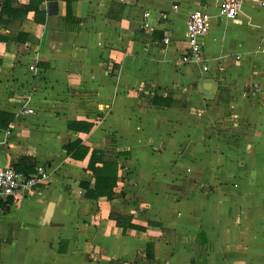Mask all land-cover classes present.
Here are the masks:
<instances>
[{"label": "crops", "instance_id": "1", "mask_svg": "<svg viewBox=\"0 0 264 264\" xmlns=\"http://www.w3.org/2000/svg\"><path fill=\"white\" fill-rule=\"evenodd\" d=\"M43 6L42 22L29 12L0 25V167L51 172L35 195L0 198V264H264V10L225 20L218 0ZM194 10L210 28L202 61L184 63ZM76 141L84 159L65 151ZM93 149L130 154L111 199L85 198ZM111 215L143 230L122 232Z\"/></svg>", "mask_w": 264, "mask_h": 264}, {"label": "trees", "instance_id": "2", "mask_svg": "<svg viewBox=\"0 0 264 264\" xmlns=\"http://www.w3.org/2000/svg\"><path fill=\"white\" fill-rule=\"evenodd\" d=\"M69 9L70 6L69 2L67 1V13L69 12ZM29 12L34 13V20L36 22H42L45 16L43 0H29L27 5L20 6L19 8L12 7L11 0H4L0 9V25L10 27L15 22L22 23L25 21L27 13ZM3 16H6L8 20H3ZM0 40L3 39L0 37ZM153 101L156 102V98ZM11 120L12 117H9V122ZM76 126H82V124L68 123L69 128H77ZM83 126L84 131H89L91 129V125L83 123ZM65 151L67 155H72L73 157L80 159H84L89 152L88 148L83 146L80 141H76L68 146H65ZM129 155V152L123 153L116 151L111 152L108 150H91L86 170L94 179V185L92 189H89L87 183L83 184V189H85V198L89 200H97L101 197L111 199L115 195L114 191L116 183L119 180L118 161L120 158L128 157ZM32 168V165H28L25 168H17L15 170L25 174H32L34 171ZM111 218L116 221V225L122 229V232H125L126 229H135L138 231L143 230L142 227L132 225L129 219L112 215Z\"/></svg>", "mask_w": 264, "mask_h": 264}, {"label": "built area", "instance_id": "3", "mask_svg": "<svg viewBox=\"0 0 264 264\" xmlns=\"http://www.w3.org/2000/svg\"><path fill=\"white\" fill-rule=\"evenodd\" d=\"M245 4H255L264 10V0H218L217 16L225 20H235ZM210 28L209 17L200 10L191 11L186 22L187 54L181 58L182 62H201L200 39L207 35ZM168 43V39L164 40ZM31 71L33 67L29 68ZM206 67L203 70L206 71ZM31 109L23 110L24 114H31ZM49 172L43 165H37L32 174L18 172L11 167H0V198L18 200L31 197L37 193L40 185L50 179Z\"/></svg>", "mask_w": 264, "mask_h": 264}, {"label": "water", "instance_id": "4", "mask_svg": "<svg viewBox=\"0 0 264 264\" xmlns=\"http://www.w3.org/2000/svg\"><path fill=\"white\" fill-rule=\"evenodd\" d=\"M48 14L54 16L57 14V2H49L47 5Z\"/></svg>", "mask_w": 264, "mask_h": 264}]
</instances>
